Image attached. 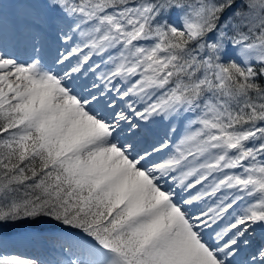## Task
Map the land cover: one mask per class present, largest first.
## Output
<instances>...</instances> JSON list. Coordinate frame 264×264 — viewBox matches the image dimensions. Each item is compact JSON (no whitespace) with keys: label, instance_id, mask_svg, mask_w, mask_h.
Here are the masks:
<instances>
[{"label":"snow or ice","instance_id":"obj_1","mask_svg":"<svg viewBox=\"0 0 264 264\" xmlns=\"http://www.w3.org/2000/svg\"><path fill=\"white\" fill-rule=\"evenodd\" d=\"M0 264H264V0H0Z\"/></svg>","mask_w":264,"mask_h":264}]
</instances>
